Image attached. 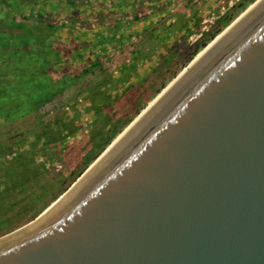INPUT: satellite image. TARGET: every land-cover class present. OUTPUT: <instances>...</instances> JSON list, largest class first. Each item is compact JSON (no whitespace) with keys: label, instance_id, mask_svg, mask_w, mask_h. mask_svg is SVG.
Wrapping results in <instances>:
<instances>
[{"label":"water","instance_id":"water-1","mask_svg":"<svg viewBox=\"0 0 264 264\" xmlns=\"http://www.w3.org/2000/svg\"><path fill=\"white\" fill-rule=\"evenodd\" d=\"M189 68L0 264H264V0Z\"/></svg>","mask_w":264,"mask_h":264},{"label":"trees","instance_id":"trees-1","mask_svg":"<svg viewBox=\"0 0 264 264\" xmlns=\"http://www.w3.org/2000/svg\"><path fill=\"white\" fill-rule=\"evenodd\" d=\"M64 1L67 3V0H0V125L10 124L36 113L41 106L61 94L81 76L94 73L95 69L99 70L101 57L108 58L114 47L135 33V27L139 31L140 25V30L146 31L152 21L160 19L168 11L165 10L166 6L158 5L159 0H117L114 6L122 14L102 28L89 30L86 26H78L82 11L76 7L90 4L93 0H78L79 3L76 4L71 1L72 8L76 9H72L69 22L51 23L43 18L46 16L50 19L49 14L57 12ZM251 1H240L236 10L242 11ZM124 13L130 15V20L123 18ZM17 15L21 16L20 20L16 19ZM232 19L230 15L223 18L224 26ZM220 31L221 29H216L202 37L189 59ZM144 58L139 51L130 54L116 68V76L112 75V71L104 74L96 85L86 89L88 109L92 114L101 116L103 110L114 100L125 96L136 86L131 79L137 75L138 64ZM168 60L165 59V62ZM136 79L139 80V77ZM55 121L60 126L56 129L52 143H61L75 132L74 125L59 119ZM29 162V159L19 155L0 163V235L33 219L40 212L27 215L28 210H32L30 208L41 199L40 195L38 199H29L21 205L14 199L32 187V182H36L34 185L37 186L35 180L44 171L30 168ZM15 208H19L18 212L14 211ZM9 212H13L10 213L11 216L7 215Z\"/></svg>","mask_w":264,"mask_h":264},{"label":"rangeland","instance_id":"rangeland-1","mask_svg":"<svg viewBox=\"0 0 264 264\" xmlns=\"http://www.w3.org/2000/svg\"><path fill=\"white\" fill-rule=\"evenodd\" d=\"M240 1L159 0L160 7L168 8L164 16L152 21L146 31L140 30V25L139 31L135 27V33L114 47L108 58L101 57L99 70L81 76L36 113L0 125V163L21 155L30 160V168L44 169L35 180L37 186L32 182V187L14 198L21 205L40 195L41 199L27 215L44 210L74 183L148 101L189 63L192 59L189 57L202 37L216 29L222 31L227 26H224L223 18L230 15L233 21L254 2L252 0L240 11L236 10ZM136 51L145 57L138 64L137 75L131 79L136 86L114 100L101 116L92 114L88 109L86 89L96 85L104 74L112 71L116 76V68ZM167 58L169 60L165 62ZM58 119L74 125L75 132L61 143H52L60 126L55 121ZM13 212L7 215L11 216Z\"/></svg>","mask_w":264,"mask_h":264},{"label":"crops","instance_id":"crops-1","mask_svg":"<svg viewBox=\"0 0 264 264\" xmlns=\"http://www.w3.org/2000/svg\"><path fill=\"white\" fill-rule=\"evenodd\" d=\"M79 3L78 0H67L62 3L57 8V12H51L50 19L46 16H43V18H46L48 22L51 23H67L69 22V15H71L72 9H78L79 11H82L80 22L78 23V26H86L89 30H92L93 28L96 29L98 27L102 28L104 27L108 22L114 20L115 17L120 16L122 13L119 12V9L114 6L115 2L117 0H104L103 3L95 2L93 0L92 3L86 4V5H80L76 8H72V2ZM119 1V0H118ZM129 1V0H127ZM67 4V5H66ZM34 8V7H33ZM168 9L167 7L165 10ZM29 12V11H28ZM31 13V12H30ZM34 13V12H33ZM48 14V13H47ZM19 18L16 17L17 20L21 19V16L17 15ZM78 19V17H75ZM123 18L126 20H130V15L127 13H124ZM29 20H33V18H28ZM146 24V22H144ZM149 22H147L148 24Z\"/></svg>","mask_w":264,"mask_h":264},{"label":"bare ground","instance_id":"bare-ground-1","mask_svg":"<svg viewBox=\"0 0 264 264\" xmlns=\"http://www.w3.org/2000/svg\"><path fill=\"white\" fill-rule=\"evenodd\" d=\"M255 1V0H254ZM262 0H256L253 4L249 5L247 9L242 11L236 18L234 22H232L228 27L224 28L222 31L218 33L213 41L207 43L208 45L203 49H201L194 60L189 64V66H185L179 73V75L171 80L159 91L158 95H155L139 112V115H136L122 130L119 132L113 140H111V145L109 144L105 154L124 136V134L148 111V109L187 71L188 67H192L217 41H219L229 30H231L240 20H242L253 8H255ZM188 65V64H187ZM189 68V69H190ZM103 153V155H105ZM102 157V156H101ZM100 159V158H99ZM96 161V160H95ZM98 161V160H97ZM98 163V162H95ZM67 195V194H66Z\"/></svg>","mask_w":264,"mask_h":264}]
</instances>
